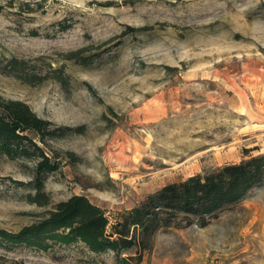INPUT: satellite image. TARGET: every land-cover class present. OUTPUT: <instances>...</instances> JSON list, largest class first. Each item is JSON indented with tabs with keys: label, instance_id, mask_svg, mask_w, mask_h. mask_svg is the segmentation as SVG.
Returning a JSON list of instances; mask_svg holds the SVG:
<instances>
[{
	"label": "rangeland",
	"instance_id": "obj_1",
	"mask_svg": "<svg viewBox=\"0 0 264 264\" xmlns=\"http://www.w3.org/2000/svg\"><path fill=\"white\" fill-rule=\"evenodd\" d=\"M0 96L51 122L58 169L0 152V230L86 195L112 223L166 183L264 153V0H0ZM134 255V256H132ZM0 264H264V180L149 247L13 242Z\"/></svg>",
	"mask_w": 264,
	"mask_h": 264
},
{
	"label": "trees",
	"instance_id": "obj_2",
	"mask_svg": "<svg viewBox=\"0 0 264 264\" xmlns=\"http://www.w3.org/2000/svg\"><path fill=\"white\" fill-rule=\"evenodd\" d=\"M50 124L26 102L0 96V152L11 158L38 157L33 184L39 196L44 194L46 174L58 169V163L51 160L29 132H35L44 142L45 136L53 132ZM263 180L264 153H261L204 174L166 183L134 208L121 213L110 231V219L104 209L86 195L74 194L19 232L0 230V234L13 242L38 246L50 238L63 242L80 240L94 251L119 253L135 247L141 251L150 246L158 229L174 224L181 213L196 216L206 224L209 215L243 198L251 187Z\"/></svg>",
	"mask_w": 264,
	"mask_h": 264
}]
</instances>
